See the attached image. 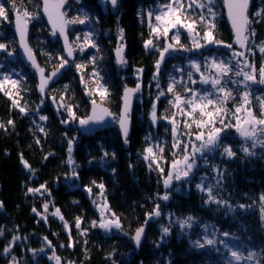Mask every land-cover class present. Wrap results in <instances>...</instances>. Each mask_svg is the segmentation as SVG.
Returning a JSON list of instances; mask_svg holds the SVG:
<instances>
[{
    "label": "trees",
    "instance_id": "trees-1",
    "mask_svg": "<svg viewBox=\"0 0 264 264\" xmlns=\"http://www.w3.org/2000/svg\"><path fill=\"white\" fill-rule=\"evenodd\" d=\"M0 2H5L6 8L12 6V0H0ZM69 2L70 7L66 15L71 19L76 13L74 0ZM167 2L168 0H118L117 6L113 8L110 2L97 5L95 0H82L86 6L85 11L96 20L89 29L81 32L84 34L95 28V40L100 52L97 53L96 49L92 48L80 52L77 41L74 40L77 34L73 27L69 32L73 44H76L77 56L73 61H69L60 79L47 89L42 105L40 104L42 98L36 91L35 73L18 57L16 38L11 26L13 15L9 13L6 21L0 18V43L9 45L8 51L15 56L8 58L7 52L0 50V65H3L0 67V72L15 70L13 78L19 79L21 76L24 78L19 86L21 89L19 95L10 85L7 86V90L12 92L11 99L0 92V123L7 126V131L0 129V201H3V208H0V228L4 229V234L0 236V264H10L12 256H15L20 264H57L55 259H51L53 254L61 258V264L69 261L74 264H224L228 254L222 245L217 244L220 248V252L217 253L210 247L199 249L190 243L192 240L202 239L206 232L210 233L213 230L219 239H226L241 250L259 249L264 245V228L261 227L260 219V210L264 206V201L259 199L264 195V159L260 158L264 150L257 146L255 149L257 156L245 157L239 150L245 141L234 128L230 127L222 134V143L231 145L236 152L234 158L221 156L219 149L208 154V164L204 163L202 157L197 156L199 167L191 177V182L173 181L170 190L163 187V176L155 170V166L149 168L148 161L144 159L147 155L144 150L152 146L158 159L163 156L160 166L164 168L166 176L174 158L172 126L162 117L166 115L171 117L172 113L177 111L168 103L175 93L167 94L160 99L157 106L158 123L152 124L151 105L159 91L155 87L156 82L153 81L159 49L149 51L144 47V41L149 38H152L160 48L164 46L163 36L158 41L154 36L150 37L146 13L153 12L151 26H155L157 22L154 16ZM16 6L20 10H27L33 16L39 14L36 19L30 21V45L42 67L47 70L57 67L59 60L56 57L63 55L62 48L58 41L51 42L47 37L46 23L40 14V0H16ZM213 7L218 14L214 32L216 38L231 43L236 49L224 15L222 0H214ZM262 8H264V0H253L248 12L249 17L252 18V15ZM196 11L206 14V9H196ZM195 18L191 13L187 17L182 15V19H186V22H191ZM256 20L252 24L255 37H250L247 43V47H253L255 55L247 51L246 55L249 61L254 60L259 68L264 53H260L254 45L264 41V19L257 17ZM120 28L124 29L123 45L126 49L127 61L124 65L118 64L113 55V49L120 39L118 31ZM203 28L204 26L200 24L197 30L202 32ZM177 32L180 44L191 50L180 49V46L176 45L177 51L166 54L157 77L161 89L166 91L170 77H174L180 82L175 92L187 96L188 94L183 92L184 85L206 91L207 85L190 83L188 72H192V79L199 81L200 77V73L191 67L190 61L199 62L201 71L205 74L214 73L204 66L208 62L206 58L218 57L227 61L231 51L216 45L194 49L192 40L183 28L170 32L167 42L174 43L171 37ZM83 34L78 36L82 38ZM94 55L102 57L98 59L96 65L88 63L90 57ZM76 63L87 64V68L78 71L75 67ZM233 65L235 66V61ZM93 67L103 77L101 82H107L110 95L106 99L102 100L96 93L88 94V91L97 86L96 81L90 78ZM137 69H143L139 77ZM81 72L84 76L83 82ZM229 79L239 80L241 77L230 73ZM257 79H259L258 75ZM138 80L142 83V89L138 94L135 112L132 115L133 123L127 147L124 148L115 125L103 126L90 135H83L79 130L78 120L69 124L61 123L62 119H68L67 112L59 108L61 95L65 96L64 104L71 103L75 106L76 116L80 119L87 116L93 98L105 103L117 116L124 87L135 86ZM65 85L68 86L67 90ZM229 87L233 89L235 96V100L227 104L231 109L234 103L239 104V94L246 89L241 84H230ZM248 90L252 94L250 97L252 109L259 117V103L255 98L264 97V85L252 84ZM52 97L56 98V102ZM13 99L27 108L28 114H22L19 108L13 105ZM37 105H40L38 110ZM40 115L46 116L47 120H39ZM177 116L179 131L183 132L184 118L178 113ZM9 119L14 121V127L7 125ZM37 125L43 126L45 132H40ZM73 137L75 140L72 146V158L75 164L68 165L66 163L68 140ZM37 138L40 140L39 144L36 143ZM180 138L187 139L184 136ZM250 143L247 142V146L250 147ZM157 144L164 148L163 153L156 149ZM105 152L109 156L102 161L101 157ZM50 153L53 155H49ZM112 153H115V159H112ZM21 154L32 169H35V175L24 168L20 160ZM179 155L182 158L183 153ZM45 156L48 158L45 159ZM213 166L224 172L223 187L218 190V198L227 200L235 208L234 212H229L223 205L206 206L203 201L207 199V195L195 187V184L200 182V177L204 176H207L206 184H215L217 173L213 171ZM73 167L78 174L76 177L72 176ZM92 181H96L97 185L104 184L102 195ZM45 182L51 195L27 193L28 187L37 188ZM87 187L92 188L91 200L84 192ZM177 188L180 191H176ZM166 192L170 193V199L163 201L159 197ZM101 201L109 205V218H114L111 217V213L120 217L123 231L113 229L107 233L91 226V222L99 218L97 203ZM45 202L49 203L46 213L42 208ZM157 203L161 206L162 215L149 221L145 238L137 249L131 237L135 230L144 224L145 213L150 212ZM240 204L251 207L242 209L237 207ZM33 207L47 216V220L41 219L37 213H34ZM56 209L60 210L63 219L51 215ZM189 215L194 217L193 226L182 230L176 221ZM76 217L82 219L80 229L75 227ZM204 225H208V228L205 229ZM161 226L171 227L170 234L163 240ZM69 231L73 247L67 246L70 242ZM82 231L86 234L81 235ZM225 231L234 233L240 237V240L221 236L220 234ZM14 235L20 236L21 239L14 242L11 255L5 256L3 248ZM44 237L51 241V246ZM41 248L44 251H39ZM109 253L113 254L111 258ZM240 264H251V262L242 261Z\"/></svg>",
    "mask_w": 264,
    "mask_h": 264
},
{
    "label": "snow or ice",
    "instance_id": "snow-or-ice-1",
    "mask_svg": "<svg viewBox=\"0 0 264 264\" xmlns=\"http://www.w3.org/2000/svg\"><path fill=\"white\" fill-rule=\"evenodd\" d=\"M67 0H43V11L47 14L48 20L52 26V34L56 35L59 33L60 36L64 38V51H66L68 57L74 56V49L69 45L68 36L66 34V29L69 24H89L92 25L96 18L89 15L88 12L81 7L78 11L79 14L71 19H68L61 9L66 4ZM104 3L110 2V4L115 8L117 6L118 0H102ZM227 8L228 15L232 21V27L236 30L235 42L240 46L241 49H245L250 37H255V30L252 28L253 21L257 17L264 19V8L255 12L252 15V18L248 15V8L250 0H224ZM77 3H82V0H77ZM214 0H168V2L161 6V10L158 14H155L154 20L157 22L155 26L152 25L153 12H148V22L150 25V37L154 36L158 41L161 36L165 39V44L162 48L154 42L152 38H149L144 41V47L146 50H156L159 49L158 55L159 58L155 61L156 71L153 73V81H155V87L159 90L154 101L151 105L150 118L151 121L155 124L158 121L157 116V106L158 102L162 97H165L167 94L175 93L172 100H169L168 103L175 108L177 111L172 113V116L162 117L165 120H168L171 124V134L173 137V159L171 161L170 170L167 175H164V168L160 166V161L163 159L161 155L159 159L157 158L156 151L152 146L147 147L144 151L147 155L144 156V159L148 161V167L153 168L163 176V187L165 189H171L173 181L190 183L191 177L195 174L196 169L199 167L197 164V156L202 157L205 164H208L207 156L209 153L220 150L221 156H226L228 159H232L236 156V152L233 150L231 145H225L222 143L223 136L222 134L227 131L228 128H234L240 137L243 138L245 144L240 146V151L244 154L245 157H254L257 156L255 149L259 146L264 150V97H256L255 99L259 103L260 115L257 117L255 112L252 109V99L250 85L252 84H262L264 85V58L257 68L255 61H249L248 56L244 50H236L233 48L231 43H225L223 40L217 39L214 32L216 29V17L217 13L213 7ZM196 9H206V14L204 12H197ZM12 13L15 21L16 31L20 35V44L23 47V51L26 54V58L30 61V64L35 68L40 77L38 84V90L41 94H44L49 83L60 74L61 70L69 64V60L66 59L63 55H59L56 59L59 60L58 67L47 73L45 68H42L37 63L35 53L26 43V36L28 31V24L31 20L38 17V13L33 16L27 10H20L16 6V0H12V6L6 8L5 2H0V18L3 20H8V14ZM192 14L196 18L191 22H186V19H182V15L187 17V15ZM256 22H261L256 20ZM202 24L204 26L203 31H198V25ZM178 28H183L187 31L190 39L192 40V48L201 49L209 45L223 46L228 48L231 51V55L228 57L227 61L220 59L218 57H209L206 58L205 67L214 70V75L209 74L205 75L201 71V64L196 60L190 61L191 67L198 73H200L199 81L192 79V72H188L187 76L192 85L204 84L210 85V90L200 91L184 85L183 92L188 95L185 96L180 92H175L176 87L180 83L174 77H170L169 83L167 84V89L162 90L157 77L160 73L161 64L165 59L166 54H169L173 51H177L176 45L180 46V49L191 50L185 48L184 45L180 44L179 33L177 32L171 37V40L174 43H169L168 37L169 33ZM251 30V31H249ZM95 28H92L90 31H87L83 34V37L76 36L75 40L77 41V47L80 52H84L86 48L96 49L97 53L100 52L98 43L95 40ZM123 34L124 29H119V46L115 49L117 63L124 65L127 61L124 59L123 53ZM255 48L259 50L260 53H264V41L259 45H254ZM9 45L5 43H0V50L7 52L8 55H12V52L8 51ZM247 52H251L255 55L253 47H247ZM98 59H102L101 56L94 55L90 57L89 62L92 65H96ZM235 61V66L233 65ZM3 67V65H0ZM75 67L78 71L87 68V64L76 63ZM183 71V69H179ZM12 72H0V92H3L10 99L12 98V92L7 90V86L10 85L12 89L17 90V95L20 93V85L23 81L21 76L19 79L13 78ZM143 69H137V75L139 77L142 74ZM232 73L236 77H241L239 80L229 79V74ZM257 75L259 79H257ZM90 78L96 81V88L88 91L89 95L93 93L98 94V96L103 100L106 99L110 93L107 87V82L103 81V77L100 76V73L93 67L90 74ZM81 81H84L83 72H81ZM241 84L245 86V91L239 94L240 102L239 104H233V107L230 109L227 107L229 101L235 100L233 95V89L229 85ZM67 85L65 89L67 90ZM142 89V83L138 80L135 87L124 88V93L122 96L123 107L119 115L118 123L122 131V138L124 143H128V134L131 126V105L133 96L140 92ZM53 101L56 102V98L52 97ZM59 108H63L68 115V119H62V124H69L73 121L78 120L81 126H86L91 123H101L105 120L106 116H113V113L108 109L97 106V101L95 98L92 99L91 103L93 105V114L88 116L86 119H80L76 116L75 106L71 103L64 104L65 99L64 95L60 96ZM43 99H41L40 104H43ZM12 103L15 107L19 108L22 114H28V109L21 106L18 100L13 99ZM40 108V105H37V110ZM177 113L180 117H183L182 126L184 131L180 132L177 123ZM199 117V118H197ZM39 120L46 121L47 117L44 115L39 116ZM234 121V123H233ZM219 124V127H217ZM7 125L14 127V121L9 119ZM40 132H45V128L41 125H37ZM0 129L7 131V126L4 123H0ZM67 136V134H65ZM181 136L186 137V140H181ZM147 139V137H146ZM75 137L68 140V158L66 163L68 165H74L75 162L72 158V146L74 143ZM198 142V144H197ZM247 142L250 143V147L247 146ZM36 143L39 144V138L36 139ZM156 149L160 153L164 152V148L157 144ZM183 153L182 158H180V153ZM49 155H53L50 153ZM109 154L105 152L101 157V160L104 161ZM48 157L45 156V159ZM261 159H264V152H262ZM112 159H115V153H112ZM21 163L24 168L35 175V169H32L31 165L27 160L24 159L23 154L20 155ZM131 167V165H130ZM213 171L217 173L215 184L205 183L207 176L200 177V182L195 184V187L207 195V199L203 203L207 206L209 204H216L217 206L227 207L229 212H234L235 208L227 200L218 198V190L222 189V180L224 172L222 169L213 166ZM115 172V169H113ZM78 174L75 170V167L72 169V176L76 177ZM92 184L100 189V194H103L104 184H96V181H92ZM86 190L91 193L92 188L87 187ZM176 191H180L179 188ZM27 193H39L41 196H44L45 193L51 195L50 189L47 187V183L40 184L37 188L28 187ZM163 201H168L170 199V193L166 192L164 195L159 197ZM261 201H264V195H261L259 198ZM239 208L251 207V205H237ZM0 208H3V201H0ZM44 213L48 211L49 203L45 202L42 205ZM97 208L100 211L98 220H93L91 222L92 227H98L104 230L107 233H110L113 229L123 231L120 217L116 216L115 213H111L109 218L106 213L109 211V205L104 203H97ZM32 211L37 213L43 220H47V216L43 213L38 212V210L33 207ZM261 216L262 221L261 227L264 228V206L261 207ZM53 216H60V210L56 209L53 213ZM162 215L160 204H156L150 212L145 213L144 224L135 230L134 235L131 239L135 242L137 247L140 246L142 237L145 233V227L147 223ZM194 217L189 215L184 219H178L176 223L179 224L182 230L187 228H192ZM39 222V221H38ZM82 219L81 217L75 218V227L77 229L81 228ZM67 226V225H66ZM205 229L208 228V225H204ZM171 232L170 226H161V239L163 240ZM4 234V229L0 228V236ZM86 232L82 231L81 235H85ZM223 237H230L233 240L239 241L240 237L236 236L234 233L222 232L220 234ZM211 237V238H210ZM20 236L14 235L11 241L8 242L7 246L3 248V254L5 256L11 255L14 247V242L20 240ZM44 240L47 241L48 245L51 246V241L47 240V237H44ZM69 244L68 247H73L71 242V233L69 231ZM193 247L204 249L205 247H210L215 252L219 253L220 248L217 247V244L223 246L227 252V257L224 260V264H240V262H251V264H264V245L259 249L247 248L241 250L236 245L230 244L226 239H219L216 236L215 230L212 232H206L205 235L196 240L190 241ZM64 247V245H61ZM34 252L37 250H33ZM39 251H44L41 248ZM109 258L112 257V253H109ZM51 259H55L57 264H61V258L53 254ZM10 264H20L15 256H12ZM66 264H74V262H66Z\"/></svg>",
    "mask_w": 264,
    "mask_h": 264
},
{
    "label": "water",
    "instance_id": "water-1",
    "mask_svg": "<svg viewBox=\"0 0 264 264\" xmlns=\"http://www.w3.org/2000/svg\"><path fill=\"white\" fill-rule=\"evenodd\" d=\"M252 1H253V0H250L249 8H250V5H251ZM52 2L54 3V2H56V0H52ZM223 2H224V0H223ZM67 3H68V1H67L66 4L64 5V7L61 9V11L64 12V8L66 7ZM43 8H44L43 0H41V13H42L43 18H44V20L46 21V23H47V25H48V28H49V30H50L48 36H49V38H50L51 41H55V40L57 39V37H58L59 40H60V42H61V45H62L63 51H64V47H65V45H64V38H63L62 36H60L59 33H57L56 35H53V34H52V26H51V23H50L49 20H48V16H47V14L43 11ZM249 8H248V12H249ZM223 9H224V13H225V17H226L227 23H228V25H229V27H230V30H231V32H232L234 45L236 46L237 49H239V50H244V51L246 52L247 45H246V48H245V49H241L240 46L235 42V38H236V30L232 27V21H231V19L229 18V15H228V8H227L225 2H224V5H223ZM64 13H65V12H64ZM148 20H149V18H148ZM68 30H69V28H68V26H67L66 34H67V36H68V42H69V45L73 48V45H72L71 38H70V36H69ZM12 31H13L15 37H16V40H17V51H18L19 58H20V60L23 62V64H24L25 66H27V67H31V68L35 71V73H36V77H37V88H36V90H37V93H38L42 98H44V97H45V93H44V94H41V93L39 92V90H38V84H39V81H40L39 73H38V71H37L35 68H33V67L31 66L30 61H28L27 58H26V54H25L24 51H23V47H22V45L20 44V35H19V33L16 31V28H15L14 17H13ZM29 37H30V25L28 24V31H27V36H26V43L28 44V46H29L30 48H32V47L30 46V43H29ZM117 47H118V46H117ZM117 47H116V48H117ZM116 48H115V49H116ZM73 49H74V48H73ZM32 50H33V49H32ZM124 52H125V49L123 48V53H122L123 57H124ZM64 55H65V57H66L67 59H69V60H73V59L75 58V53H74V56H73V57H68L66 51H64ZM114 55H115V58L117 59V57H116V53H115V50H114ZM35 57H36V60H37V63L39 64V66L42 67V66L40 65V62H39V60H38L36 54H35ZM42 68H45V67H42ZM56 68H57V67H56ZM56 68H53V69H51L50 71H47V69L45 68V70H46V74L49 73V72H51V71H53V70H55ZM63 71H64V68L61 70L60 74H59L58 76H56V77H55V78L49 83L47 89H48V88H49L54 82H56V81H58V80L60 79V77H61L62 74H63ZM47 89H46V90H47ZM45 92H46V91H45ZM123 93H124V91H123ZM136 94H137V93H136ZM136 94H135V95H136ZM135 95H134L133 98H132L131 115L133 114V112H134V108H135ZM122 96H123V95H122ZM96 101H97V100H96ZM121 101H122V98H121ZM97 106H98V107L106 108V109H108V110L111 112L110 108H109L106 104H104V103H102V102H100V101H97ZM122 107H123V101H122V103H121V109H122ZM121 109H120V113H121ZM92 114H93V105H92V103H91V104H90V109H89L88 115H87L84 119H86L88 116H90V115H92ZM106 124H115V119H114V117H113V116H106V117H105V120H104L103 122H101V123H98V124H97V123H91V124L86 125V126H81V125L79 124V130H80L81 133L86 134V135H89V134L93 133L96 129H98L99 127H101V125H106ZM118 126H119V123H118ZM131 126H132V117H131ZM131 126H130V130H131ZM119 130H120V133H121V136H122V131H121L120 126H119ZM129 133H130V131H129ZM128 135H129V134H128ZM122 139H123V138H122ZM123 141H124V140H123ZM124 146H127V143H124ZM84 192L87 194L89 200H91V194H90L86 189L84 190ZM152 220H153V219H152ZM152 220H150V221H152ZM147 227H148V223H147V225H146V227H145V233H144V235H143V237H142L141 244H142V242H143V240H144V238H145V234H146V231H147ZM133 235H134V234H133ZM133 243H134V245H135V242H134V241H133ZM141 244H140V246H141ZM135 246H136V245H135ZM140 246H139V247L136 246V248L138 249V248H140Z\"/></svg>",
    "mask_w": 264,
    "mask_h": 264
},
{
    "label": "flooded vegetation",
    "instance_id": "flooded-vegetation-1",
    "mask_svg": "<svg viewBox=\"0 0 264 264\" xmlns=\"http://www.w3.org/2000/svg\"><path fill=\"white\" fill-rule=\"evenodd\" d=\"M95 3H97V5H99V4H104V2H102V0H95ZM85 3H77V0H74V11H75V13H76V16L79 14V9L81 8V7H83L84 8V10L86 9V6L84 5ZM69 7H70V2H68V5L66 6V8H65V13L67 14V11H68V9H69ZM46 27H47V25H46ZM74 27V32L76 33L77 31H86L87 29H89L90 27H91V25H82V24H69V28H70V30H72V28ZM48 30V29H47ZM119 31V30H118ZM106 33V32H105ZM77 34V33H76ZM79 34H77V35H75V37L76 36H78ZM75 37H74V40H75ZM120 40V39H119ZM74 53H75V57L77 56V47H76V44L74 43Z\"/></svg>",
    "mask_w": 264,
    "mask_h": 264
},
{
    "label": "rangeland",
    "instance_id": "rangeland-1",
    "mask_svg": "<svg viewBox=\"0 0 264 264\" xmlns=\"http://www.w3.org/2000/svg\"><path fill=\"white\" fill-rule=\"evenodd\" d=\"M83 25H86V24H83ZM77 34H79V35H81V34H83V32H81V31H77L76 32ZM7 57L8 58H14L15 56L12 54V55H7ZM211 71H213V70H211ZM209 74H212V75H214L213 73H208V74H205V75H209ZM210 88H211V86L210 85H207V90H210ZM101 203H102V201H101ZM108 213H109V211L106 213V215H108Z\"/></svg>",
    "mask_w": 264,
    "mask_h": 264
}]
</instances>
